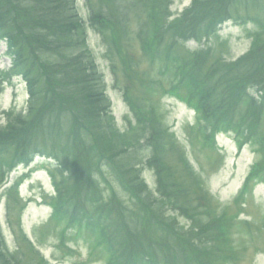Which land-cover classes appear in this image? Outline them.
Returning a JSON list of instances; mask_svg holds the SVG:
<instances>
[{
    "label": "trees",
    "instance_id": "16d2710c",
    "mask_svg": "<svg viewBox=\"0 0 264 264\" xmlns=\"http://www.w3.org/2000/svg\"><path fill=\"white\" fill-rule=\"evenodd\" d=\"M150 1L152 4L150 7L151 20L155 17L161 22L160 31L185 39L190 36L203 39L204 34L216 30V25L235 17V9L239 10L234 4L236 0H197L196 6L194 5L191 10L187 11L182 18L173 21L170 25H165L163 22H166L168 18L166 10L170 3L169 0ZM239 1L247 8V11L252 13V7L255 9L254 2L257 0ZM36 9L39 12H36ZM73 10L74 6L70 0H0V34H6L15 51L22 55V61L17 63L18 67L16 66L17 72H21L23 68L24 72H29L36 80L40 74L44 77L43 70L45 66H48L47 71L52 72V76H54L52 82L55 86L53 88V84L50 85L48 95L42 100L41 107L37 111L45 113L51 108L50 106L63 105L67 111H70L76 127L83 128L89 133V136L91 135V144H88V140L83 144L86 150L88 148L90 156L88 167L86 170L78 169V173L82 175L80 183H78L82 200L89 208L91 202L97 205L103 203L101 199L104 195L100 189L101 185L93 179L95 176H91V173L94 172L93 167L96 162L94 155L97 149L101 157L108 159L113 167L117 168L120 177L124 178L133 189L134 194L140 198L153 225L158 227L159 224L164 223L163 219L169 211V207H172L173 210L184 209L185 216L188 211L189 213H200V216L207 218L204 222L197 219L200 231L192 234L188 243L193 251H201L209 256L215 255L214 258L209 259V264H216L223 257L222 245H225L223 241L227 240L228 219L226 215L217 217L215 211L207 209L206 203L196 197L200 185L195 182V179H192L194 175L191 171L189 172V169L181 176L176 177L177 174H172L166 177V185H162L163 191L161 192L165 194L163 199L155 201L144 188L138 175L139 166H144L145 163L141 161L142 154L136 149V146L141 141H146L148 137L142 132L119 135L112 125L108 111L106 113L102 111V108L109 107L102 91L97 88L99 84L95 59L87 47L85 32L77 22V15ZM258 15L256 20L264 27V6L260 7ZM54 35L57 38L54 42L50 41L48 36L54 37ZM39 44H47V48L51 49L54 61H45V58L41 56L42 52H40L42 46ZM259 44H262L261 46L264 48V40H261ZM35 46L38 48L36 54ZM129 47L133 48L131 43H129ZM257 53L258 51L253 56L243 57L240 61L223 66L221 69L217 64L208 76L203 73L205 64L202 61L197 62L194 69L201 74L202 79L212 87L216 94L223 93L226 99L236 106L243 97L245 86L259 87V91L264 92V50L260 54ZM36 61L42 63L37 64ZM149 86V83L145 84L147 90H151L152 85ZM51 89L52 93H49ZM31 105L33 106L34 102ZM35 112L34 108L31 109V117L25 119L30 122L32 117H37L34 115ZM261 113L259 116L253 114L251 117L264 119V111ZM19 117L23 116L19 115ZM21 118L16 123H14L15 121L10 123L11 132L20 131L18 128L22 126ZM148 142L160 160L166 158L168 153L173 151L170 148L173 143L160 130L158 136L152 137ZM179 152L176 149L174 154ZM75 157V153L72 157H67V163L71 162L72 165ZM184 159L185 157H181L182 162H185ZM178 171L179 168L176 172ZM109 180L111 183L115 181L111 178ZM147 223V219H143V221L137 219L128 225V229L134 236L139 237L142 236ZM140 238V244L144 247L146 245L151 249L154 248L145 237ZM145 250L147 253L146 248ZM29 259H26L23 251L16 255L5 253L0 242V264H46L35 253H32V258Z\"/></svg>",
    "mask_w": 264,
    "mask_h": 264
},
{
    "label": "rangeland",
    "instance_id": "374dc122",
    "mask_svg": "<svg viewBox=\"0 0 264 264\" xmlns=\"http://www.w3.org/2000/svg\"><path fill=\"white\" fill-rule=\"evenodd\" d=\"M76 4L80 10L85 24L89 31V42L93 48L94 53L97 55L100 79L106 81L105 91L111 101L112 111L115 117V126L122 132H126L129 129L127 126V120H132L133 124L136 123V119L132 112H130V104L135 105L132 102L137 103L138 97H142V104L148 105V110L153 107L158 117H166L168 124L172 127L175 136L179 140L176 144L179 150L183 151L188 157L191 163V168L199 178L200 184L203 185L206 193L210 198H213V205L215 210L220 213L228 214L230 217V230L229 236L231 238L235 255V249L237 250V257L230 262H222L219 260L216 264H264V189L262 185L258 186V183L251 182L247 195L242 199L246 202L237 203L238 190L241 187L242 180L245 175L248 174L250 166L253 164L255 156L250 150V147L245 148L242 152H238L236 143L229 138V135H220L217 137V149H205L206 147L198 140L196 132L193 129L194 113L189 110L187 106L180 103L176 99L163 97L162 94L152 93L148 94L138 90L136 85L130 84L127 81L126 75L123 72L125 66L119 63L118 76L119 84L113 86L111 83V73L109 69V62L104 58V53L108 49L107 43H101V35H97L96 32H92L90 29L91 20L89 18L90 13L88 12L89 4L87 0H76ZM117 0H107L112 5ZM123 0L125 6L129 3H134L130 14L128 15V22L126 27H130L132 33L135 32L136 26L142 21L144 16L143 5L147 6L145 0ZM171 6H169L168 13L173 16L172 19L179 18L181 12L188 6L190 7L191 0H171ZM115 7V6H114ZM120 7V6H119ZM119 7H115L116 9ZM111 8H100L99 12L102 17L108 16L107 19L100 20L102 24L108 27V33L104 34L111 35L112 29L116 28L112 21H116L113 17H109L113 12H110ZM242 11L239 9L235 13L237 19L244 18L240 15ZM171 18V17H170ZM241 21V20H240ZM121 23L122 20H118ZM220 31L216 36L211 37L201 47H197V43L190 42L186 45L180 44L178 48L185 50V54H191L194 50L199 49L201 53L197 56L199 60H206L208 64L212 65L218 60H224L228 63L235 62L242 55H246L249 50L252 38L251 32L255 29L253 24L247 26L227 22L222 24ZM253 33V32H252ZM182 43V42H180ZM151 50H159L162 48L161 43L159 46L148 43ZM176 43L169 42L168 44L163 43L165 50L169 45L175 46ZM3 43H0V50H3ZM164 50V51H165ZM264 50L263 47H259L254 51V54H260ZM135 55V61L141 64V71L149 74L150 77H154L153 67L154 63L149 62L142 55L139 48L132 50ZM162 51L160 50V53ZM123 53V52H122ZM156 53V52H155ZM253 54V55H254ZM256 54V55H257ZM125 59L133 62L130 54L123 53ZM95 56V55H94ZM193 56V54H192ZM143 57V61L141 58ZM184 59V58H183ZM195 60V59H194ZM182 61V60H181ZM221 61L223 63H226ZM5 66L9 65L8 60H3ZM140 67V66H139ZM209 69V67H205ZM143 77V76H142ZM171 79L169 78V81ZM168 81V82H169ZM168 83L166 84V87ZM120 88V90H117ZM185 89V88H184ZM182 89L181 92H187ZM25 85H22L20 80H14L11 85H8L7 90L4 92L0 101V129L5 128L10 121H8L7 115L12 113L7 110L16 105V109L23 110L26 107L27 94L25 91ZM129 90L130 93L127 92ZM243 93L248 95L247 89H243ZM139 106H142L139 101ZM238 104V103H237ZM236 104V106H237ZM234 108V107H233ZM235 109V108H234ZM251 109V108H250ZM250 112V111H249ZM4 114V115H1ZM262 124V131L264 130V121ZM135 125V124H134ZM33 127L28 124L25 128L24 133L26 136H30V132L33 131ZM34 130V133L36 135ZM264 132V131H263ZM0 172L8 169L7 166L1 170L3 163L6 160L15 158V153L18 150L11 149L7 151L6 147H14L12 139L3 141L4 134L0 132ZM32 135V134H31ZM33 138V137H31ZM43 143L42 141L39 142ZM5 145V146H4ZM43 147L37 150H43ZM33 149V148H32ZM22 150V149H21ZM45 150H48L46 146ZM77 153L80 149H77ZM170 161L174 162L177 157L173 153L169 157ZM40 163L43 161L40 160ZM38 161L31 165L29 171H35L37 167L42 168ZM26 167L21 166L18 171L14 172L10 177V185L19 179V175L25 174L23 169ZM106 168V165H105ZM143 178L149 184L150 187H155L157 184L156 176L154 171L150 168H146L143 172ZM45 172H37L33 175L31 180H25L23 184H19V187L11 188L9 192L5 191L3 187L0 192V238L11 252L18 250L22 245L21 237L26 235L30 241L40 250L41 254L52 264H69L68 262H80L86 264H106V255L102 251L101 247L94 241V239L86 234H80L75 229H70L65 232L63 225L50 219L51 210L40 205L38 201L41 200L44 191L49 192L50 183ZM22 182V181H20ZM21 185V186H20ZM74 187V186H72ZM18 188V189H17ZM2 195V196H1ZM22 197L26 204L21 203L18 207L14 204L16 198ZM80 201L76 202L79 204ZM94 208H96L93 205ZM10 208V209H8ZM14 208V209H13ZM186 221V220H185ZM181 221L182 224L188 226V222ZM128 240H136L131 233H127ZM64 240V242L62 241ZM65 243V247H61V243ZM72 247L74 253H68V248Z\"/></svg>",
    "mask_w": 264,
    "mask_h": 264
}]
</instances>
